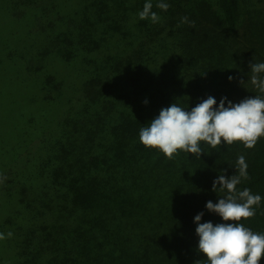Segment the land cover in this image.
<instances>
[{
  "label": "trees",
  "instance_id": "obj_1",
  "mask_svg": "<svg viewBox=\"0 0 264 264\" xmlns=\"http://www.w3.org/2000/svg\"><path fill=\"white\" fill-rule=\"evenodd\" d=\"M167 3V11H157L162 20L155 27L142 22L143 33L149 30L134 43L136 24L126 25L128 0L91 1L78 43L96 50L110 28L107 45L115 52L94 59L78 87V103L62 118L55 139L39 146L40 161L25 177L33 187L20 182L30 199H18L22 207L12 211L5 205L13 214L0 217V233L13 235L0 240V264H206V254L196 250L193 217L203 211L201 222H222L204 207L225 195L212 190L221 170L234 175L237 158L244 156L249 175L237 188L264 197V137L252 148L239 141L215 148L201 142L200 157L178 151L168 158L139 142L140 128L170 103L190 110L209 95L239 102L259 94L239 74L244 53L235 39L242 0ZM94 16L109 19L94 25ZM185 16L190 23H181ZM107 21L115 27L98 31ZM71 33L66 27L52 43L66 58ZM124 38H132L129 48ZM51 81L48 76L46 83ZM240 223L264 233V200Z\"/></svg>",
  "mask_w": 264,
  "mask_h": 264
},
{
  "label": "rangeland",
  "instance_id": "obj_2",
  "mask_svg": "<svg viewBox=\"0 0 264 264\" xmlns=\"http://www.w3.org/2000/svg\"><path fill=\"white\" fill-rule=\"evenodd\" d=\"M91 1L0 0L1 218L13 214L4 210L5 205L12 206L11 211L22 207L23 204H17V200L25 198L28 193L21 191L20 182L25 181L33 187L25 177L27 172L36 169L38 160L40 161L36 157L39 146L43 145V140L55 139L62 118H66V114L78 103V87L88 70H92L94 59L104 58L115 52L110 51L107 45L113 39L110 28L106 29L107 38L100 41L96 50L93 49L94 44H88L86 50L78 43L81 40H78L77 31L81 24H87L88 10L94 6ZM242 2V16L235 45L244 53L238 57L239 62H242L239 74L244 83L250 85L248 77L252 73L249 71V64L264 62V0ZM144 3L145 0H128L126 25L133 27L136 24L131 29V32L137 34L132 36L134 43L140 42L147 31L158 23L138 18L137 13L142 10ZM152 3V10L157 12V0H152ZM102 8L105 15L110 16L108 7L103 5ZM211 8L216 7L212 5ZM159 13L157 12L158 15ZM93 19L94 25H97L109 18L94 16ZM161 20L160 18L159 22ZM142 22L151 23L145 33L143 30L146 24ZM115 24L111 26V22L107 21L105 27L98 25L97 29L102 33L106 27L113 28ZM66 27L68 30L73 29L69 37L74 42L69 45L71 51L68 58L57 52L56 43L52 44L56 35ZM117 38H121V35L116 34L115 39ZM132 38L123 39L126 48L130 47L128 43ZM66 41L65 38L64 44ZM118 45L123 46L121 42ZM48 76H53V81L47 84ZM44 150L41 148L39 155ZM38 184L41 185V181ZM34 187L37 190L36 182ZM31 191L33 193L32 188ZM9 197L15 199V204ZM2 222L5 219H0V224Z\"/></svg>",
  "mask_w": 264,
  "mask_h": 264
},
{
  "label": "clouds",
  "instance_id": "obj_3",
  "mask_svg": "<svg viewBox=\"0 0 264 264\" xmlns=\"http://www.w3.org/2000/svg\"><path fill=\"white\" fill-rule=\"evenodd\" d=\"M169 6L165 0H157L156 7L162 11H167ZM152 9V0H145L142 10L137 13L138 18L159 22V15ZM185 22L190 23L186 16L181 17V23ZM249 71L252 75L248 80L259 94L247 96L239 102L227 97H221L217 102L209 95L190 110L177 102L170 103L161 107L147 126L140 128L139 142L159 150L168 158L178 151L200 157L203 151L201 142L212 148L235 141L246 148L254 147L258 139L264 137V62L249 64ZM143 103L146 105L148 100ZM235 169V174L231 176H225L221 170V174L213 180L212 190L219 189L225 195L219 196L215 203L206 201L204 206L208 212L219 216L222 222H201L203 211L193 217L198 237L196 250L206 254V264H259L264 255V233L253 232L240 223L242 218L255 215V208L260 206L264 197L252 194L248 188H237L249 175L244 156L237 158ZM12 235V232L0 233V240Z\"/></svg>",
  "mask_w": 264,
  "mask_h": 264
}]
</instances>
